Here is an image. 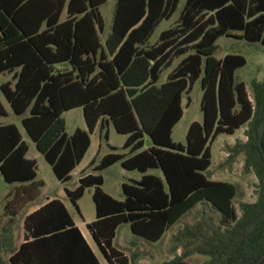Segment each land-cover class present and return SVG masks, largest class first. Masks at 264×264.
<instances>
[{"label": "trees", "instance_id": "trees-1", "mask_svg": "<svg viewBox=\"0 0 264 264\" xmlns=\"http://www.w3.org/2000/svg\"><path fill=\"white\" fill-rule=\"evenodd\" d=\"M107 1L0 0V73L12 74L1 86L5 101L64 183L87 154L99 123L102 132L113 124L128 136L123 147L128 153L112 147L113 153L91 162L96 173L83 175L75 190L66 189L80 213L78 201L94 188L97 218L88 229L109 264H136L135 256L130 259L115 246L119 227L129 224L134 235L156 243L198 204L210 205L221 220L206 215L186 225L175 237L184 252L167 264L194 255L209 257L204 264H257L264 256V81L254 80L250 95L236 78L246 57L216 54L222 37L264 45V0H186L174 25L149 49L136 45L146 44L163 21H170L182 0H116L105 56L98 52L105 30L100 7ZM183 56L167 82L158 85L163 69ZM199 81L203 122L191 124L186 144L175 142L183 97ZM76 108H83L88 130L69 135L63 115ZM0 116H8L1 99ZM244 126L247 141L229 146V160L244 155L245 169L253 170L261 185L255 202L240 204L239 215L237 185L212 180L210 168L213 143ZM29 149L16 124H0V172L16 185L7 195L9 226L0 233V264H101L60 200L26 217L25 239L16 242L23 207L45 185L37 161L27 157ZM118 163L143 174L123 184V201L103 189L102 172Z\"/></svg>", "mask_w": 264, "mask_h": 264}, {"label": "rangeland", "instance_id": "rangeland-1", "mask_svg": "<svg viewBox=\"0 0 264 264\" xmlns=\"http://www.w3.org/2000/svg\"><path fill=\"white\" fill-rule=\"evenodd\" d=\"M186 0L181 1V7L179 12L171 19V21H164L157 29L155 35H158L161 31L173 25L178 17L179 13L185 5ZM115 8V0H110L107 4L101 7V13L105 19L106 25L109 28L113 20V11ZM66 17V11L63 14V19ZM220 49L217 53V58H223L226 54L238 53L242 54L247 59V65L236 72V78L238 81L245 82L250 95L253 94L252 82L254 80L264 81V45L262 44H250L246 41L238 38L222 37L218 41ZM10 79L9 75H0V84ZM203 91L201 88V82H197L194 86L190 97L189 107H185V115L181 122L175 127L173 133V139L175 142L186 144L188 129L193 121L203 120V114L201 111V99ZM0 96L2 97L1 89ZM186 96L185 102L189 98ZM2 100V99H1ZM4 103V101H3ZM6 105V103H4ZM10 116H0V124H16L24 140L29 144V152L27 157L35 159L37 161L38 179L43 180L46 183V187L43 189L41 199H45L52 193L60 194L62 199L66 201L69 206L74 219L79 225L86 231L84 221L94 222L96 220V206L93 200L94 188L86 190L84 197L79 201V207L83 214L82 218L76 208L71 204L69 199L64 194V188L67 187L70 190L76 189L80 184L81 171L86 168L91 160L95 157L99 149V130L96 131L93 136V146L82 164L73 172V176L70 182L63 184L55 176L51 165L47 162L44 155H42L37 149L36 145L26 134L25 129L21 124V118L16 116L8 108ZM66 122V130L68 134H73L77 128L87 129V125L84 118L83 108H76L63 115ZM237 137L233 135L223 134L212 145V166L210 170L211 179H222L232 182L238 187V195L234 200V205L240 212V204L242 202L253 203L258 198L259 187L261 181L258 175L253 170H246L245 156L241 155L236 158L235 161L229 160V143H236L239 138H244L245 133L242 130L237 132ZM126 140V136L117 133L113 128L111 129V142L116 146H122ZM103 148L101 155L108 152L105 139L102 140ZM96 173V172H94ZM157 175L162 176L160 170L155 171ZM105 179L103 189L105 192L113 195L118 199H124L123 183H129L131 179L138 178L140 172H130L121 166L120 163L114 165L102 172ZM12 189V185L4 180L3 175L0 172V233L4 228L9 226V217L5 214V205L7 201V195ZM212 216L216 222L221 220V215L214 210L210 205L198 204L191 212L186 214L177 224L169 229L163 238L156 243L148 242L140 237L135 236L130 228L129 224L122 225L115 239L116 248L121 251L128 258L133 259L135 256L136 264H167L178 260V258L184 252V245L177 243L175 237L182 231L186 225H195L200 222L204 216ZM25 213L19 217V221L14 229V236L16 242L20 244L25 239V232L23 229V219ZM9 238V236H8ZM9 242H6L4 248V258L9 259ZM98 254L102 264H109L100 250ZM209 257L203 255H194L183 262L186 264H204L208 261ZM133 264V263H130Z\"/></svg>", "mask_w": 264, "mask_h": 264}, {"label": "crops", "instance_id": "crops-1", "mask_svg": "<svg viewBox=\"0 0 264 264\" xmlns=\"http://www.w3.org/2000/svg\"><path fill=\"white\" fill-rule=\"evenodd\" d=\"M69 0H67V2H68ZM110 0H108L107 1V3L109 2ZM106 3V4H107ZM105 5V4H104ZM104 5H102V6H104ZM101 6V7H102ZM101 7H100V11H101ZM115 7H116V0H115ZM181 7V6H180ZM65 11H66V17H67V9H65ZM64 11V12H65ZM114 11H115V8H114ZM114 11H113V15H114ZM64 14V13H63ZM102 14V13H101ZM66 17L63 19V15H62V20H65L66 19ZM104 18V17H103ZM104 21H105V19H104ZM171 21V20H170ZM164 22V21H163ZM162 22V23H163ZM169 22V21H168ZM161 23V24H162ZM160 24V25H161ZM159 25V26H160ZM174 25V24H173ZM112 26H113V20H112V22H111V25H110V27L108 28L107 27V25H106V22H105V30H104V33L103 34H101L100 35V41H101V44H102V46H103V51H101V52H98V54L100 55V54H102V52L104 53V55L105 56H108L109 55V51H108V47H107V45H106V42H107V40L109 39V37H110V34H111V31H112ZM172 25H169V27H167L166 29H168V28H170ZM159 28V27H158ZM157 28V29H158ZM157 29H156V31H157ZM166 29H164L163 31H165ZM156 31H155V33H156ZM163 31H161L158 35H155V33L152 35V37L149 39V41H147V43L146 44H144V45H142V44H137L136 45V47H139V49H143V48H146V49H149L150 47H152V46H155V45H157L159 42H160V35H161V33L163 32ZM217 55V54H216ZM227 55V54H226ZM225 55V56H226ZM224 56V57H225ZM223 57V58H224ZM184 58V56L183 57H180V58H177V59H175L174 60V62L172 63V65L169 67V68H164L163 69V72H162V74H161V78H160V81H159V83H158V85H162V84H164L165 82H167V80H168V77H169V74L179 65V63L182 61V59ZM219 59H221V58H219ZM59 67V66H58ZM0 75H9L10 76V79L8 80V81H6V82H3V83H1L0 84V89H1V86H2V84H4V83H7V82H9V81H11L12 80V74L11 73H8V72H5V73H0ZM196 85V84H195ZM194 85V86H195ZM194 88V87H193ZM193 90V89H192ZM192 92V91H191ZM2 93V92H1ZM191 94V93H190ZM190 94H185L184 95V97H183V101H182V105H183V109H184V114H183V117H184V115H185V107H189L190 105H188V104H191L190 103V97H189V95ZM186 96L187 97H189L188 99H187V101L185 102V98H186ZM203 96V95H202ZM0 99H2V101H4V103H6V105H5V107H6V109H7V112H8V115L10 116V112H9V110H8V108H10V110H11V107L9 106V104L5 101V99H4V96H3V94H2V97L0 96ZM201 101H202V99H201ZM84 111V110H83ZM11 112H12V110H11ZM13 113V112H12ZM65 114V113H64ZM203 114V113H202ZM183 117H182V119H183ZM85 118V117H84ZM181 119V120H182ZM203 119H204V115H203ZM181 120L179 121V123L181 122ZM21 121V120H20ZM85 122H86V120H85ZM194 122H199V123H202L203 122V120H202V122H200V121H193L192 123H194ZM178 123V124H179ZM191 123V124H192ZM177 124V125H178ZM86 125H87V123H86ZM176 125V126H177ZM175 126V127H176ZM191 126V125H190ZM105 127H106V130H108L109 131V138H108V140L107 139H105L104 138V133H105V131H101V126H100V123L97 125V127H96V129L94 130V132L91 134V140H92V142H91V146H90V148H89V150H88V152H87V154L89 153V151L91 150V148H92V146H93V136L95 135V133H96V131L97 130H99V149H98V151H97V153H96V155H95V157L91 160V162L93 161V160H96L97 161V163L104 157V156H106V155H108V154H110V153H113L114 151L112 150V147H116L118 150L116 151L117 153H128V151L129 150H124L123 149V147H124V144L126 143V141H127V138H128V136L127 135H123V136H126V140H125V142H124V144L122 145V146H116V145H114L112 142H111V129L113 128L115 131H116V129H115V127H114V125L113 124H110V125H108V124H105ZM175 127H174V129H175ZM190 128V127H189ZM78 129V128H77ZM76 129V130H77ZM82 129V128H81ZM174 129H173V133H174ZM246 129H247V126H244V127H242V128H240L239 130H242L244 133L246 132ZM75 130V131H76ZM84 130H88V126H87V129H84ZM189 130V129H188ZM239 130H237L236 131V133L233 135V136H235V138L238 136L237 135V132L239 131ZM117 132V131H116ZM75 133V132H74ZM73 133V134H74ZM118 133V132H117ZM72 134V135H73ZM23 135V134H22ZM69 135H71V134H69ZM24 138V137H23ZM219 138V137H218ZM103 139H105V141H106V146L108 147V152H106V153H103L102 155H101V152H102V148H103V142H102V140ZM174 140V139H173ZM239 140H241L242 142H246L247 141V137H246V135H245V137L244 138H239ZM146 147H148V146H150V140H149V138H146ZM235 143H229V145L230 146H232V145H234ZM87 154L85 155V157L87 156ZM85 157H84V159H85ZM84 159L82 160V162L84 161ZM82 162L80 163V165L82 164ZM91 162L89 163V165L86 167V168H84L82 171H81V177L83 176V175H87V174H90V173H94L95 171L93 170V167H91L90 166V164H91ZM80 165H78L76 168H75V170L80 166ZM116 165V164H115ZM114 166V165H113ZM113 166H111V167H113ZM111 167H109V168H111ZM108 168V169H109ZM108 169H106V170H108ZM124 169V168H123ZM74 170V171H75ZM126 170V169H125ZM210 170H211V168H210ZM73 171V172H74ZM105 171V170H104ZM128 171V170H127ZM155 171H158V170H150L148 173L149 174H155V175H157L156 173H155ZM73 172H72V176H73ZM130 172H134V171H130ZM142 176H143V174H141L140 173V176L138 177V178H134V179H131V181H137V180H140L141 178H142ZM158 176H161V175H158ZM163 176V175H162ZM80 177V178H81ZM71 181V180H70ZM70 181H68V182H70ZM80 181V180H79ZM215 181H223V182H229V181H225V180H222V179H215ZM61 182V181H60ZM68 182H66V183H64V182H62L63 184H67ZM104 183H105V179H104ZM230 183H232V182H230ZM124 184V183H123ZM234 184V183H233ZM236 185V184H235ZM15 186L16 185H12V189L9 191V192H11L14 188H15ZM46 187V183H45V185H44V187L41 189V194H40V196L37 198V199H35L34 201H31V202H29L28 204H26L24 207H23V209H22V211H21V213H20V216L19 217H21L24 213H25V217H24V219H23V229H24V232H25V228H24V220L26 219V217H28L29 215H31V214H33L34 212H36V211H38V210H40L42 207H44L45 205H47L48 203H50V202H52L53 200H60L65 206H66V208H67V210L69 211V213L71 214V216H72V218H73V220H74V222H75V224L79 227V229L81 230V232H82V234H83V236L85 237V239L87 240V242H88V244L90 245V247L92 248V250L94 251V253L97 255V257L99 258V260H100V257H99V254H98V250H100L99 249V247H98V245L96 244V242H95V240H94V238H93V236H92V234H91V232L89 231V229H88V224L89 223H91V222H88V221H84V225L86 226V231H84V229L79 225V223H77V221L74 219V217H73V214H72V212H71V210H70V208H69V206L67 205V203H66V201L65 200H63L62 199V196L60 195V194H56V193H52L51 195H49L48 197H46L45 199H41V196H42V193H43V189ZM66 189H68L67 187H65L64 188V194H65V196L68 198V196H67V193H66ZM70 190V189H69ZM75 190V189H74ZM109 194V193H108ZM123 194H124V192H123ZM111 195V194H110ZM112 197H114L113 195H111ZM115 199H117V200H119V201H123L124 199H125V195H124V199H118V198H116V197H114ZM69 199V198H68ZM69 201L71 202V200L69 199ZM80 201V200H79ZM79 201H78V206H79ZM71 204L74 206V204L71 202ZM75 207V206H74ZM76 208V207H75ZM80 208V207H79ZM76 210H77V208H76ZM79 213V212H78ZM79 215L82 217V218H84L83 217V214H82V212H81V209H80V213H79ZM96 217H97V215H96ZM120 228V227H119ZM119 230V229H118ZM117 234H118V232H117ZM136 236V235H135ZM100 262H101V260H100ZM101 264H102V262H101Z\"/></svg>", "mask_w": 264, "mask_h": 264}, {"label": "water", "instance_id": "water-1", "mask_svg": "<svg viewBox=\"0 0 264 264\" xmlns=\"http://www.w3.org/2000/svg\"><path fill=\"white\" fill-rule=\"evenodd\" d=\"M175 264H186L185 262H178ZM257 264H264V256L261 258V260Z\"/></svg>", "mask_w": 264, "mask_h": 264}, {"label": "flooded vegetation", "instance_id": "flooded-vegetation-1", "mask_svg": "<svg viewBox=\"0 0 264 264\" xmlns=\"http://www.w3.org/2000/svg\"><path fill=\"white\" fill-rule=\"evenodd\" d=\"M178 263V262H177Z\"/></svg>", "mask_w": 264, "mask_h": 264}]
</instances>
